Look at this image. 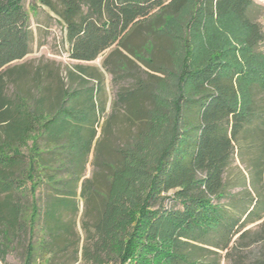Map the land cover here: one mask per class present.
Segmentation results:
<instances>
[{"label": "trees", "instance_id": "1", "mask_svg": "<svg viewBox=\"0 0 264 264\" xmlns=\"http://www.w3.org/2000/svg\"><path fill=\"white\" fill-rule=\"evenodd\" d=\"M39 3L64 26L71 60L93 62L111 50L104 68L132 83L112 109L121 107L136 131L112 157L106 140H97L100 90L83 67L69 71L65 83L46 66L12 65L30 52L33 32L22 0H0V259L24 234L22 264H54L70 249V264L235 260L243 227L264 218V77L248 79L241 105L236 67L195 64L187 34L177 58L168 22L185 13L181 29L199 33L206 22L232 16L245 32L240 43L252 51L264 39L248 15L253 1ZM140 32L146 40L135 46L131 38ZM137 63L151 73L138 76ZM235 153L256 195L245 204L225 191ZM91 154L106 172L84 177ZM106 154L113 162L100 161ZM81 203L83 236L75 230Z\"/></svg>", "mask_w": 264, "mask_h": 264}, {"label": "rangeland", "instance_id": "2", "mask_svg": "<svg viewBox=\"0 0 264 264\" xmlns=\"http://www.w3.org/2000/svg\"><path fill=\"white\" fill-rule=\"evenodd\" d=\"M252 1L253 7L249 10L248 15L252 21L259 24L264 36V0ZM22 5L27 14L29 27L33 32V44L30 52L23 60L14 62L12 65H24L28 71L38 66H46L57 71L65 79V83H68L69 71H76V66L83 67L88 75L85 78L89 80V84L92 86L98 85L100 90L96 98L98 106L96 115L98 123L95 126L97 129V140H106L108 154L110 153L113 157L114 150L123 145L136 131L134 126L124 121L123 116L125 113L121 107H118L116 111L112 109L116 94L131 87V80L127 77L123 78L121 73L111 74L104 68L103 63L109 57L111 50L103 52L93 62L79 63L71 60L68 56V43L65 41V28L57 16L42 7L39 0H22ZM183 16L168 22L170 38L176 42V44L174 43V48L177 58L184 54L182 44L184 36L187 34L191 41V57L195 64L218 62L235 66L243 78L240 104L244 105L248 96L245 83L248 79L259 80V78L264 77V39L252 51L246 49L240 43L245 32L241 31L232 16H228V18L220 22H206L199 33H193V31L186 33V30L181 29ZM145 40L143 32L131 38V42L135 46H139ZM159 46L158 42L156 44L158 51L160 49ZM130 58L134 59L132 56ZM156 61L157 63H164L161 56ZM115 62H117V58L114 56L108 62L109 69H111V64L113 65ZM133 69L140 77H145L144 73L146 72L151 73L144 65L139 63H137V66H133ZM75 86L73 85V87ZM107 123H109L108 127ZM108 157L109 155L107 154L105 156L102 155L100 161L102 159L110 163L113 162L114 158ZM88 158L89 163L86 165L84 177H92L95 171L106 172L102 167L94 165L93 154L89 155ZM244 160H247V157ZM224 183L226 184V194L235 196L238 201L243 200L244 204L256 196L252 187L249 169H246L245 165L240 162V157L237 153H235L224 175ZM226 202L228 201L224 199L223 203ZM81 211L82 203L80 204V213L76 217L75 230L80 236H83V232H81ZM64 218L66 221L73 219L69 215H64ZM243 228L242 232H245V235L239 240L237 253L233 256L236 261L233 259L229 261L222 259L221 264H261V261L264 260V218L261 221L250 222ZM26 242L27 236L24 234L13 238L9 245L3 247L6 251V256L4 262L0 259V264H22ZM70 251L71 249L66 251V254L58 253L53 259V263L70 264V259L67 257ZM211 257L215 256L212 255Z\"/></svg>", "mask_w": 264, "mask_h": 264}]
</instances>
